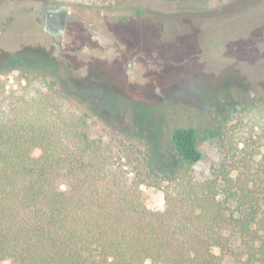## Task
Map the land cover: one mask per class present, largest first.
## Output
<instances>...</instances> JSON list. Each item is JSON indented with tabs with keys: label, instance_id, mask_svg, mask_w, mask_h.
I'll use <instances>...</instances> for the list:
<instances>
[{
	"label": "trees",
	"instance_id": "1",
	"mask_svg": "<svg viewBox=\"0 0 264 264\" xmlns=\"http://www.w3.org/2000/svg\"><path fill=\"white\" fill-rule=\"evenodd\" d=\"M24 70L43 72V87L19 79L0 103V264H264V93L210 130L218 161L202 180L195 127L171 131L163 162L149 143L69 117L48 66Z\"/></svg>",
	"mask_w": 264,
	"mask_h": 264
},
{
	"label": "rangeland",
	"instance_id": "2",
	"mask_svg": "<svg viewBox=\"0 0 264 264\" xmlns=\"http://www.w3.org/2000/svg\"><path fill=\"white\" fill-rule=\"evenodd\" d=\"M39 65L50 68L66 114L88 115L104 139L128 134L166 162L171 131L195 127L205 180L218 161L210 130L264 93V0H0V103L19 79L31 80L32 95L41 89L43 72L24 70ZM143 198L164 207L155 188Z\"/></svg>",
	"mask_w": 264,
	"mask_h": 264
},
{
	"label": "flooded vegetation",
	"instance_id": "3",
	"mask_svg": "<svg viewBox=\"0 0 264 264\" xmlns=\"http://www.w3.org/2000/svg\"><path fill=\"white\" fill-rule=\"evenodd\" d=\"M45 17L48 18L49 22L52 21V17L48 13L45 14Z\"/></svg>",
	"mask_w": 264,
	"mask_h": 264
}]
</instances>
